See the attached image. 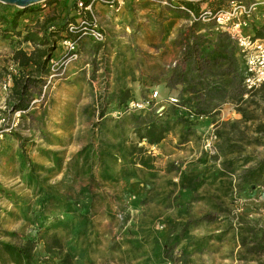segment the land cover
Listing matches in <instances>:
<instances>
[{
  "label": "rangeland",
  "instance_id": "obj_1",
  "mask_svg": "<svg viewBox=\"0 0 264 264\" xmlns=\"http://www.w3.org/2000/svg\"><path fill=\"white\" fill-rule=\"evenodd\" d=\"M64 1L41 2L47 7L43 6V12L38 14L42 18L39 19H43L42 13L63 14L66 10ZM171 1L174 6L183 3L182 0ZM228 1L193 2L205 7L217 2L224 5ZM103 7L104 13L97 14L105 40L97 42L84 36L77 45V58L60 67L56 76L47 79L40 98L30 108V114L25 117H20L21 113L9 114L11 120L17 119V125L11 132L6 131L0 141V240L13 241L4 235L5 231L26 234L32 231V226L25 224L14 205L16 199L24 205L32 199V191L25 187L23 181L25 171L22 170L27 160L49 168L52 164L40 149L60 151L64 159L61 172L42 174L54 183L65 177L64 162L75 151L90 141L98 146L100 138L114 141L112 133L105 130L100 133L95 126L101 123L98 112L105 107L102 120L106 122L105 127L111 129L114 120L126 111H118L108 103L110 95L120 87L131 88L129 81L135 80L134 85L137 81L142 83L141 94L147 99L153 91H158L161 98L152 101L151 108L161 103L159 99L167 106L166 97L177 96V91L189 87H197L195 93L199 95H210L207 100L214 107L216 102H225L224 97L232 90L241 92L245 98L249 95L243 92L240 70L235 72V58L230 75L226 60L197 58L199 64L208 63V66L196 70L195 60L182 59L183 41L186 37L193 40L191 36L195 34H189L187 21L170 20L175 8L148 1H131L119 14H111L106 6ZM176 10L173 15H190L184 10ZM261 14H264V3L258 6L255 25L261 24ZM35 19L36 16H27L24 21L32 23ZM175 21L181 25L177 35ZM204 29L198 36L202 35L203 40L210 39V45H214L217 38L229 37L221 28L215 27L212 32L207 27ZM219 33L225 36L219 37ZM10 40L0 37V65L7 69L0 76V110L6 113L10 91L5 92L2 84L8 79V72L14 71L8 59L14 47H22V43L16 42L17 38ZM230 40L231 45L236 46ZM65 51L61 41L57 40L52 59L58 60ZM184 62L186 66L182 65ZM178 78L187 83H177ZM228 79L232 81L230 85ZM167 82L170 86L165 88ZM242 106L255 117L254 120L242 121V115L235 106L234 112L226 103L213 115L198 119L187 140L180 141L176 132L171 131L156 145L142 141L140 144L154 159L153 178H149L147 171H140L129 182L97 178L90 183L86 175L69 173L67 183L74 189L88 186L94 197L89 237L93 241L90 256L95 264H264V254H261L264 251V183L254 188L237 183L246 167L264 159V146L256 141L258 136L255 132L256 123L264 122V103L257 100L255 104ZM41 113L44 114L39 118ZM233 122L235 127H232ZM218 123L229 134L230 140L226 143L232 147H225L215 136ZM122 131L127 142L136 141L129 126H122ZM119 167L118 163L114 170ZM183 171L191 175H201L206 171L207 176L215 173L219 178L213 182L206 181L197 191H191L175 185ZM98 172L95 167L93 173ZM145 181L147 184L143 183ZM55 215L64 217L59 212ZM238 223L248 225L255 233L244 236L245 246L236 237ZM136 240V244L131 242ZM166 241L168 246H165ZM43 254L42 243H39L36 256L40 259Z\"/></svg>",
  "mask_w": 264,
  "mask_h": 264
},
{
  "label": "trees",
  "instance_id": "obj_2",
  "mask_svg": "<svg viewBox=\"0 0 264 264\" xmlns=\"http://www.w3.org/2000/svg\"><path fill=\"white\" fill-rule=\"evenodd\" d=\"M88 1L85 0V2ZM63 3V7L66 9L63 14L47 15L42 13L43 19H39L42 17L38 14L43 12L44 7H47L45 3L43 5L36 3L26 8H18L0 2V37L3 39L9 38L11 42L13 41L12 38H17V43L29 42L33 45L30 52L22 47H14L10 53L8 60L14 67V71L8 72L12 80L8 95L9 114L16 111L21 113L20 117L30 114L31 106L38 101L42 87L46 85L48 76L53 73L50 60L53 58L57 40L71 39L78 45V42L84 36H88L83 34V25L78 24L76 0H65ZM179 5L199 16L200 6L198 3L183 1ZM179 5L175 6V10L172 11H178L176 9L181 11L182 9L178 8ZM225 5L217 2L216 4L210 3L205 7L218 10ZM27 16H36V19L32 23H26L24 20ZM84 18L89 21L90 16L88 13H85ZM70 24L75 25L73 30H69ZM205 27L210 29L209 32H212L215 28L214 21L193 20L188 27L189 34L194 35L196 30ZM252 31L255 36L264 38V22L260 25L253 24ZM222 36L225 35L219 33V37ZM201 37L202 35H195L191 43L188 40L189 38L186 37L183 41L185 44L183 47V60H195L196 70H202L208 66V63H205V65L199 64L200 58L205 60L209 58L210 60H217L219 58L229 62L232 61L231 52L234 48L228 36L217 38L214 45H210V39L203 37L205 38L203 40ZM76 52H78V49ZM65 55H67L66 51L60 58L65 57ZM230 69L231 65L229 64L227 67L229 75L231 74ZM55 70L58 71L60 68ZM4 71H7L6 67L0 65V76ZM177 83L185 84L187 82L180 79ZM227 83L230 85L232 83L231 79H228ZM140 86V89H138L139 95L135 93L133 88H118L110 95L108 103L112 104L118 111L125 112V108L131 100H147L141 94L143 84L140 83ZM166 86H170L168 82L167 85L165 84V88H167ZM196 89L197 87L182 88L177 96L178 103H167L165 99L164 101L169 106H165L161 114L156 112L157 107H148L133 112L126 111L123 116L116 121L114 120L111 129L105 127L106 122L102 120L105 116V107H101L98 112L101 123L95 126L98 127L100 133H102V130L112 133V136L106 134L111 136L114 141L110 142L108 139L100 138L98 146L90 141L75 151L64 162L65 177L54 183L49 182V177H42V174L44 172L52 173L56 170L61 172L64 159L60 151L47 148L40 149L41 154L52 164L49 168L31 162L30 159L27 160L22 170V172L25 171L23 181L25 187L31 189L32 199L29 200L27 205L22 204L23 202L18 203L16 199L14 205L19 209L25 224L32 226V231L28 234L4 232V235L10 237L13 241L0 240V264H39V262L44 264H95L90 256L93 241L89 237L92 233L90 213L94 197L88 186L74 189L72 185L67 183L69 173L72 171L77 176L86 175L90 183H93L97 178L102 181L119 182L124 180L129 182L140 171H147L149 178H153V172L155 171L153 156L140 143L144 141L148 145H156L165 139L171 131L176 132L180 141L187 140L199 119L198 116H209L215 112H212V109L215 108L214 105H210L208 103L209 99L207 100L210 95L207 93L199 95L195 93ZM243 92H246V90L244 89ZM248 94V97L245 98L241 92L237 93L232 90L228 93V96L224 97L225 101L234 103L235 110L242 115V121L255 119L242 105L255 104L257 100L264 103V83L248 92ZM151 95L152 93L150 97ZM159 98L161 97L159 96ZM162 101L159 105H165ZM192 112L195 115L194 118L190 117ZM43 114L41 113L39 118H42ZM219 124H217L214 131L215 136L222 140L221 144H225V147H232V145L226 143L230 140L229 134L221 129ZM222 124H226V122ZM122 126H129L136 137V141L127 142ZM232 127H235L234 122ZM255 132L258 136L256 141L264 146V122L256 123ZM245 162L249 161L245 160ZM118 163L120 167L115 171L114 168ZM95 167L99 169L98 174L93 173ZM205 172L201 175H196V173L191 175L183 171L179 182L175 185L179 188L197 191L206 181L213 182L219 178L218 174L212 173L207 176ZM143 183L147 184V181ZM237 183L240 186L248 185L250 188L262 185L264 183V159L257 161L253 166L246 167L244 174L238 178ZM13 195L16 197L15 193ZM58 212L64 214V217L55 215ZM235 233L243 246L247 244L244 236L255 234L251 228H248V225L242 223H238L235 227ZM131 242L136 244L138 241ZM167 242H165V246H168ZM39 243H42L44 253L40 259L36 256V246ZM261 254L263 255L264 251ZM260 258L262 257L260 256ZM260 258L259 261H261Z\"/></svg>",
  "mask_w": 264,
  "mask_h": 264
},
{
  "label": "built area",
  "instance_id": "obj_3",
  "mask_svg": "<svg viewBox=\"0 0 264 264\" xmlns=\"http://www.w3.org/2000/svg\"><path fill=\"white\" fill-rule=\"evenodd\" d=\"M131 1H148L176 8L174 4L171 3V0H89L88 2H85V0H76L77 21L79 25H83V34L88 35L94 41H104L105 32L102 29L99 16L95 11V5L106 6L111 14H119ZM262 3H264V0H229L224 7L218 10L200 7L199 16H196L191 10L184 6H178V8L190 13L192 20H213L215 27L221 28L234 41L244 64L242 85L246 93L264 83V38L255 36L252 31V25L255 24L256 20L255 14L257 13L258 6ZM85 13H88L90 16L89 21L84 18ZM74 28L75 25H69V30H73ZM61 44L64 46L67 55L56 61L53 59L51 60V69L53 73H51L48 78L56 76V68L64 67L78 56L76 52L77 44L75 41L63 39ZM11 84V75H8V79L2 84L3 90L5 92L10 91ZM157 98H159V95L158 91L155 90L147 100H131L125 108V111L146 109L150 106L151 102ZM159 100L161 101V99ZM166 102L174 104L178 103L179 100L177 96H168ZM164 107L165 105H158L156 112L161 114ZM2 110H4V108ZM14 113L18 114L20 112L16 111ZM190 117H195L193 112L190 114ZM198 118L201 119L203 116H198ZM16 125L17 119L13 118L11 120L9 112L6 113L0 110V141L4 133L10 131Z\"/></svg>",
  "mask_w": 264,
  "mask_h": 264
},
{
  "label": "crops",
  "instance_id": "obj_4",
  "mask_svg": "<svg viewBox=\"0 0 264 264\" xmlns=\"http://www.w3.org/2000/svg\"><path fill=\"white\" fill-rule=\"evenodd\" d=\"M95 11H96V13H98L99 15H102L103 13H104V7L103 6H101V5H95ZM174 13V12H173ZM173 13L171 12V15L172 16H170V20L171 19H179V20H181V22H184V21H187L189 24H191V19H190V15H188V14H185L186 15V17H184V15L182 16V15H173ZM262 16H264V14H261V16L259 17V20H262V22H261V24L264 22V18L262 17ZM184 18V19H183ZM177 24V26H178V31L177 32H175V34L177 35L178 33H179V31H180V24L179 23H176V21H175V24L174 25H176ZM176 26V27H177ZM204 28H200L199 30H196L195 32H194V34L196 35V36H198L199 34H201V32H204ZM208 30H210V29H208ZM192 38H194V36H191ZM174 39H173V42L175 43V41L174 40H176L175 39V37H173ZM189 42L191 43L192 42V39H190L189 38ZM25 45H29V47H24ZM22 47H23V49L24 50H26L27 52H30L32 49H33V45L31 44V43H29V42H26V43H22V45H21ZM233 48H234V50L231 52V60L233 61V58H235V72H237L238 71V69L240 70V73H239V75H240V77H241V79H242V71H243V67H244V64H243V60H242V57H241V55L239 54V52H238V48H237V46H235L234 44H233ZM180 57H181V55H180ZM179 57V51H178V58H180ZM232 61L231 62H229L228 60L226 61L227 63V66H229V64L231 65V68H232ZM181 65V62H179L178 63V66H180ZM182 65H185L186 66V63L184 62V63H182ZM182 69L184 70L185 69V67H182ZM112 74V73H111ZM117 76H115V78H116ZM134 81L135 80H133V81H129L128 82V85L129 86H132L131 88H133V90L135 91V93L136 92H138V89H140V83H139V81H137L135 84L136 85H134ZM215 82H218V80L217 81H215ZM241 82H242V80H241ZM127 85V86H128ZM178 86H179V84H177ZM134 88H136V89H134ZM182 90V89H181ZM181 90H179V91H177L176 93L178 94V93H180L181 92ZM178 96V95H177ZM185 96V95H184ZM218 103V104H217ZM226 103H229V105H231V107H232V110L235 112V110H234V105H233V103H231V102H229V101H225V102H221V103H219V102H216V104L215 105H217V107H215V108H213L212 109V112H214L218 107H220V106H222L223 104H226Z\"/></svg>",
  "mask_w": 264,
  "mask_h": 264
},
{
  "label": "water",
  "instance_id": "obj_5",
  "mask_svg": "<svg viewBox=\"0 0 264 264\" xmlns=\"http://www.w3.org/2000/svg\"><path fill=\"white\" fill-rule=\"evenodd\" d=\"M45 1L47 0H0L1 3L13 5L18 8H26L30 5ZM182 1H202V0H182Z\"/></svg>",
  "mask_w": 264,
  "mask_h": 264
}]
</instances>
